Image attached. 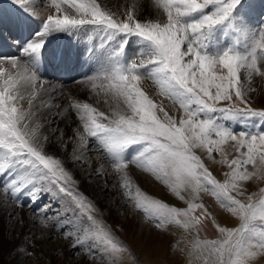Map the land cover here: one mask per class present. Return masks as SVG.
Returning <instances> with one entry per match:
<instances>
[{"label": "snow or ice", "instance_id": "snow-or-ice-1", "mask_svg": "<svg viewBox=\"0 0 264 264\" xmlns=\"http://www.w3.org/2000/svg\"><path fill=\"white\" fill-rule=\"evenodd\" d=\"M14 3L22 4L28 14L16 27L28 32L20 57H0V208H22L28 206L25 199L36 203L47 197V204L33 210L38 218L34 223L62 229L61 235L79 250L76 255L84 253L93 264H138L131 250L114 238L95 203L78 191L79 181L67 167L69 162L83 166L84 150L98 151L117 173L121 195L155 229L166 230L168 225L185 232L197 229L189 255L203 258L204 264H249L257 255L252 249L264 253V188L248 194L246 202L238 198L245 195L243 182L264 176V127L258 131L232 127V122L264 119V110L248 106L250 89L245 86L254 75L264 76V24H252L248 0H148L157 14L162 11L163 20L141 19L131 11L121 19L98 0H50L54 12L39 24L32 4ZM47 3L40 0L41 7ZM61 34L83 44L79 57L88 55L95 66L78 83L96 95L111 97L115 105L106 115L89 103L71 99L57 113V102L51 105L45 132L37 111L45 106L48 89L39 70L49 62L70 63L76 55L53 44ZM146 79L183 111L179 120L142 90ZM38 96L40 102L33 104ZM25 99L27 110L22 106ZM236 101L245 107H238ZM223 102L228 106H219ZM73 111L83 131L77 126L65 139L56 125L62 114ZM73 140L67 162L63 155L46 150L54 144L63 154ZM229 142L239 153L231 161L222 147ZM196 149L204 150L209 159L218 153L220 163L231 169L223 183ZM130 165L150 174L186 207L170 206L134 187ZM249 166L255 170L248 171ZM202 192L238 217L240 227L220 226L212 217L221 238L200 240L198 227L211 217L199 202ZM13 218L23 225L18 213L10 214L9 219ZM33 255L26 251L28 258Z\"/></svg>", "mask_w": 264, "mask_h": 264}, {"label": "bare ground", "instance_id": "bare-ground-1", "mask_svg": "<svg viewBox=\"0 0 264 264\" xmlns=\"http://www.w3.org/2000/svg\"><path fill=\"white\" fill-rule=\"evenodd\" d=\"M98 3L121 19H123L124 14L129 11L133 12L134 15L141 19H144L145 17L150 19H165L162 11L157 14V11L154 9V5L152 7L149 6L148 0H98ZM248 3L251 6V17H253L252 15L254 13L256 14V12L259 10L262 11V9V12L264 13V0H261L260 2H257V0L250 1ZM24 4H32L33 9L38 17L36 24H39L40 20H43L54 12V9H52L50 6V0H48L47 5L43 7L40 6V0H24ZM22 7V4L14 3V0H0V30L3 32V40L9 44V47L7 44H5V49H11L10 51L20 48L17 43L23 38V34H21L16 27V22L18 20L15 18L16 15H18L21 20L28 19V14L22 10ZM68 11L72 12L73 10L68 9ZM12 12L14 15H11ZM251 22L254 25L252 20ZM262 24H264V21ZM35 26L36 25H31V27ZM14 37L17 39L14 40ZM60 37L66 39L64 47L68 48L70 41L73 40V37L63 34H61ZM56 40L53 42V44L56 43ZM96 40L98 43L99 37H96ZM77 47V53L84 51L83 44L78 42ZM74 64V61H71L68 68L63 67V71H57L58 66L49 62L47 67L48 75H40L44 80V88L48 89V96L44 98L45 106L41 107L37 111L39 122L43 125V128L41 129L42 131H47L49 119L48 113L53 111L51 105L56 104L57 102L59 107L54 109V111L57 113H60L61 109L69 105L71 99H75L80 103H89L98 111H102L106 115L110 114L111 106L115 105V101H113L111 97H105L103 94L96 95L95 93H92L91 90H86L83 84L78 83V81L85 79V75L82 72H75L76 69L74 66H72ZM86 65H88L87 68H89L88 75H91L92 72L95 71V66L93 63H86ZM62 66L63 65H60V67ZM85 67H83V69H85ZM64 79H69L70 83L65 84ZM140 86L142 90H144L155 101L162 102L165 111H168L169 114L173 115L177 120L183 116V111L178 110V106L173 107L171 102L166 97L159 95L158 87L152 82L146 79L141 82ZM21 90L25 92L27 91L24 87H22ZM61 92L63 93L62 95ZM262 93L263 92H260L259 94L261 97L263 96ZM52 97H55V99H52ZM40 100L41 98L38 96L37 99L33 101V104L39 103ZM261 100L262 98H260L257 106L251 108L259 111L264 110V103L261 102ZM22 106L25 110L28 109L29 105L27 99H25ZM158 115L162 116L163 114L158 113ZM77 126H80V131L82 132L83 128L81 122L78 119V115L74 111L68 114H62L56 125L57 130H63L65 139L71 135L72 130ZM74 143L75 140L70 141L67 146L68 150L63 154L54 144H49L46 150L50 152L49 149H53L54 151L50 153H54L58 156L63 155V159L67 162L69 160V153L71 152ZM89 144H91V138H89ZM196 152L201 154V149H196ZM78 154L79 153H77V155ZM84 157L85 159L83 166H74L70 162L67 163V167L74 173L75 179L79 181L78 189L93 199L100 209L105 211V209L110 208V215L106 216V220H109L112 216L117 217L118 213L129 211L130 207H133L134 210L131 212L132 217L126 221V224L130 231L137 232L142 230L143 236L148 235L147 241H150L151 243L148 242V244L143 247V256L147 264H154L156 260H162L161 263L164 262L165 264H169V255H167V249L169 248L170 244H174V246L177 248L176 250L182 254V262L189 263L192 261L193 258L188 254V245L192 240H196L197 238V232L195 230L191 232H185L182 228L178 231L171 228L166 231L152 228L148 231L147 229L152 227V223L147 221V219L142 216L143 214H140V212L133 206L132 203L127 200L126 197L121 195L123 189L121 187L120 179L117 173L111 168V165L108 163L105 157L98 151L87 150H84ZM211 159L208 158L206 160L210 162ZM98 168H101L99 175L97 174ZM128 173L133 181L134 187L137 185L139 187L142 184L140 187L154 194V197H156L155 199H159L160 201L164 200L166 203H174L176 206L183 205L186 207L183 202L179 201L178 198L170 194L166 186L156 181L150 174L143 173L131 165L129 166ZM214 173L218 176L221 182L225 181V176H221L218 172V169H216ZM87 177L90 178L87 179ZM140 179H142V183L139 182ZM145 181L148 182L145 183ZM255 184L256 183L254 181V185ZM8 209L16 210L17 207L15 205H8L7 207L0 208V264H27L28 260H34L36 262V260L42 257H44L45 261L50 260L52 263H54L58 261L56 254L61 255V257H63L62 263L66 264V261H68L67 255L72 253L74 248L71 246L72 241L70 239H65L64 236L61 235L62 229L36 225L34 222L38 218L32 215L28 216L29 214L23 208H21L20 211L18 210L20 218L24 221L23 227H18V224L15 222L13 223V225L15 224L13 227L11 226V228H6V223L4 224V221ZM212 215L220 225L222 224L228 228H237L235 224L236 222L233 223L232 220L234 217L231 214H224V210L220 208L218 202L217 205H214L212 209ZM36 233L41 234V236L43 234H47V236L50 235V238L55 237L56 242L48 243L46 241H41L39 239L40 235L38 236L39 238L33 237V234ZM6 235L10 237L8 238ZM198 238L201 240L199 233ZM153 244H156V247L152 246ZM26 251L32 252L34 255L31 258H28L26 256ZM84 257H86L85 254ZM43 262L44 261H41L38 264H43ZM70 264H72V262Z\"/></svg>", "mask_w": 264, "mask_h": 264}, {"label": "rangeland", "instance_id": "rangeland-1", "mask_svg": "<svg viewBox=\"0 0 264 264\" xmlns=\"http://www.w3.org/2000/svg\"><path fill=\"white\" fill-rule=\"evenodd\" d=\"M9 1V0H8ZM250 1H256V0H248V2ZM261 0H257V2H260ZM261 8V7H260ZM260 11V10H259ZM256 12V14L254 13L251 17L252 21L254 22V25H259V24H262L263 21H264V13L262 11L260 12ZM257 18V19H256ZM0 33L1 35L3 34V32L0 30ZM241 80H242V83H245L246 81V73H244L243 71L241 72ZM64 83L65 84H69L70 83V80L69 79H64ZM245 86L248 87L250 89V91L248 92V100H249V104L248 106L249 107H254V106H257L258 102L260 101V98H262L261 102L264 103V76H259V75H254L252 80L250 82H247L245 83ZM260 92H263V96L261 97ZM236 104L238 107L240 108H244L245 105L244 104H240L238 101H236ZM219 106H228L227 105V102H223L221 105ZM256 110V109H254ZM259 111V110H257ZM232 127L235 129V130H240V129H251V130H260V128L264 127V119H261L259 117H254V118H248L246 120H241L239 122H232ZM234 142H229L225 145H223V149H224V152L226 154V157L229 161H231L232 159H236L238 158L239 156V153L235 150L234 148ZM264 150V149H262ZM50 152H53L54 150L53 149H49ZM201 149V154H199L198 152L197 155H200L202 160L204 161L205 163V166L209 168V170L211 171V173L213 174V176L218 180L220 181V179L218 178V176L214 173V171H216V169H218V172L221 176H225L224 174L227 173V172H230L231 169L228 168V166L226 164H222L220 163V160L222 159L218 153H213L212 154V159L210 162H208L206 159H208V156H207V153ZM255 169L252 167V166H249L248 167V171H254ZM264 176L262 175H257V176H254L250 181L252 182H243V190L245 192V195L244 196H239L238 198H240L241 200H244L246 202V197L248 194H251L254 192L258 193L259 190L261 188H264ZM90 177H87V179H89ZM227 179V177L225 176V180ZM254 181H255V185H254ZM142 183V179H140V181ZM138 182V183H139ZM148 181H145V183H147ZM221 182V181H220ZM223 183V182H221ZM250 183V184H248ZM260 183V185H259ZM258 184V185H257ZM138 186V185H137ZM142 186V184L140 185ZM139 186V187H140ZM251 187V188H250ZM140 189L150 195L152 198H156L154 197V194L148 192L146 189L140 187ZM253 189V190H252ZM79 192H81L84 196L88 197L92 202H94L93 199H91L88 195H86L85 193H83L81 190L78 189ZM234 196L237 195L235 192L232 193ZM204 196V197H203ZM208 198V199H207ZM207 199V200H206ZM210 199V200H209ZM162 202H164V200H161ZM205 201V202H204ZM210 201V202H209ZM40 203L38 204L37 202L34 203H30L28 200L25 199L24 203L25 205H28L26 207H22L30 216L32 215L33 216V210L34 209H37L39 207H41L42 205L44 204H47L48 203V198L45 197L44 199L40 200L39 201ZM199 202L203 203L204 206L209 210V212L211 213V217L208 218V219H205L202 224L198 227V233L201 237V240L203 239H220V234L218 232V229L216 228L215 224L213 223L212 221V209L214 207V205H217V201L215 200L214 197H212L210 194L208 193H201V199L199 200ZM95 203V202H94ZM170 206H174L175 204L174 203H168ZM95 205L97 206V204L95 203ZM128 206V205H127ZM176 206V205H175ZM53 208L56 207V205H52ZM176 207H184L183 205L181 206H176ZM97 208L99 209V212H100V218H102V220L104 221V223L110 227L111 231H112V234L114 236V238L122 243L124 246L128 247L130 250H131V253L137 258L138 260V264H147V262L145 261L144 259V256H143V250H144V246L148 244V242L150 241H147L148 239V235H145L143 236V231H137V232H132L130 231V229L127 228V224H126V221L128 219H130L132 217L131 215V212L133 209V207L129 209V211H123V212H120L118 213L117 217L116 216H112L109 220H106V216L107 215H110V208H107L104 210L100 209L98 206ZM21 208H17L16 210H10L8 209L7 210V215H6V218H5V221H4V224L6 223L5 227L8 228L11 226L13 227V223H17V218H13V219H9V216L10 214H16L18 213V218H20L19 216V211H20ZM19 210V211H18ZM52 209L49 208L48 209V212H51ZM107 212V214H106ZM130 212V213H129ZM140 212V211H139ZM127 213V214H126ZM230 214V213H227L224 211V214ZM140 214H142V212H140ZM197 214L199 215L200 212L199 210H197ZM144 216V215H142ZM116 219V220H115ZM112 220V221H111ZM233 220V223L236 224V227H240V219L238 217H234L232 218ZM11 221V222H10ZM107 221V222H106ZM109 221V222H108ZM149 221V220H147ZM150 222V221H149ZM217 222V221H216ZM219 223V222H217ZM8 225V226H7ZM24 225V223H23ZM20 226L18 224V227H23ZM152 227L150 229H147L148 231L151 230L152 228L155 229L154 225L152 224L151 225ZM220 226H224V225H220ZM226 227V226H224ZM169 228L173 229V230H176L178 231L179 227L177 226H174V225H168L166 230H168ZM144 230V229H143ZM146 230V231H147ZM157 230V229H156ZM165 230V231H166ZM195 230L197 232V229H189L187 232H191ZM136 233V234H135ZM148 234V233H147ZM40 235V236H39ZM40 238H39V237ZM6 237H8L6 235ZM10 237V236H9ZM8 237V238H9ZM33 237H36V238H39L41 241H46V242H56V238L55 237H51L50 238V235L47 236V234H43L41 236V234H33ZM125 238V239H124ZM182 238V237H181ZM151 243V242H150ZM195 243V240H192L188 247H189V251H188V254L190 253L193 245ZM171 246H174V244H170ZM152 246H155L156 247V244H153ZM153 247V248H155ZM177 248L174 246V250H170V246L169 248L167 249V255H169V264H189V263H184L182 262V254L176 250ZM253 251L257 252V255L254 256L249 264H264V253H259V250L258 249H252ZM79 251L78 249H73L72 253H69L67 255L68 257V261H66V264H70L72 262V264H92V261H88V259L86 257H84V254L81 252L79 255H76L75 253ZM57 258H58V261L52 263L50 260L48 261H45L44 260V257L36 260V262L33 260H28L27 261V264H38L39 262L41 261H44L43 264H63L62 263V258L61 255L59 254H56ZM125 258H127V253L124 254ZM190 257H192V261L190 262V264H204V260L201 259H197L196 256L193 254V255H189ZM86 258V259H85ZM38 261V262H37ZM158 261V262H157ZM162 260H156V262L158 264H165L164 262L161 263ZM83 262V263H82ZM154 263V264H157V263Z\"/></svg>", "mask_w": 264, "mask_h": 264}]
</instances>
